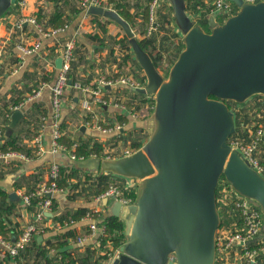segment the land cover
I'll return each instance as SVG.
<instances>
[{"label": "crops", "instance_id": "crops-1", "mask_svg": "<svg viewBox=\"0 0 264 264\" xmlns=\"http://www.w3.org/2000/svg\"><path fill=\"white\" fill-rule=\"evenodd\" d=\"M152 1L104 0V4L106 8L114 10L117 3L126 5L132 16L130 25L137 38L146 40L149 51L161 54L163 64L168 55L177 50L174 46L179 44L177 39L184 42V34L180 29H175L171 21L174 14L170 0H159L153 14L156 28L149 31ZM186 4L187 10L197 22L208 20L210 24L213 0H186ZM91 10L84 9L81 0H17L0 20V147L10 136L6 135V130L12 115L7 117L6 111L13 104H22L20 109L23 118L11 135L21 147L15 151L26 155L24 158H0V189L8 194L6 202L0 196V205L13 206L12 212L5 215L11 220L5 229L10 228L12 234L2 232L4 236L12 238L18 235L34 220L33 209L23 204L21 194L47 183L51 164L61 165L63 181L73 187L55 194V212L47 216L45 232L36 236L38 244L33 240L17 258L0 245V264L106 262L104 249L97 244V238H90L83 245L76 242L80 234L87 232V221L58 229L59 220L55 217L67 212L73 213L79 207H87L101 211L98 220L104 224V219L113 215L110 202L114 199L99 201L96 197L110 182L118 179L114 174H107L110 175L107 180H100L102 172L99 170L83 168L68 153L51 151L54 132L52 85L59 72L58 61L60 58L63 60L67 44L70 41L75 44L69 72L71 81L73 79L74 82L92 87L96 86L101 77L114 81L112 86L106 87L111 103L104 106L95 104L89 112L82 108L85 94L71 84L65 89L58 119L62 131L60 141L68 139L71 145L65 141L63 143L78 157L83 156L77 154V148L83 144H88V150L94 143L101 144L104 153L102 158H119L125 156L127 150L135 152L140 149L149 139L153 106L152 97L138 92L130 84L120 82L123 76H130L144 85L147 82L143 68L136 61L132 49L124 42V29L117 22ZM57 13L59 17H55ZM31 18L36 19V23ZM217 20L222 23L218 17ZM176 31L178 34L174 40L172 35ZM38 42L41 44L40 49L31 54L21 50L20 46H32ZM112 102L127 104L129 111ZM130 111H135V115ZM118 124H122L123 129H115ZM99 125L112 130L103 132L98 128ZM40 133L44 150L38 153L34 139ZM139 144L142 146L138 147ZM74 145L76 147L72 148ZM93 156H97L96 153H91ZM102 187L104 189L100 191ZM232 228V225L223 226L221 231L226 232ZM66 229L72 230L76 237H64ZM63 242V248L58 249ZM64 250L68 254L66 257L61 252Z\"/></svg>", "mask_w": 264, "mask_h": 264}, {"label": "water", "instance_id": "water-1", "mask_svg": "<svg viewBox=\"0 0 264 264\" xmlns=\"http://www.w3.org/2000/svg\"><path fill=\"white\" fill-rule=\"evenodd\" d=\"M170 1L185 47L167 78L118 11L92 8L122 26L146 75L137 91L154 98L149 139L140 149L119 158L76 161L139 180L134 204L116 201L113 215L123 219L127 240L113 264H215L222 176L264 215V176L228 143L236 130L228 102L264 96V0H235L239 10L222 23L212 15L210 31L192 17L186 0ZM16 2L0 0V20ZM22 118L21 109L13 112L6 135Z\"/></svg>", "mask_w": 264, "mask_h": 264}, {"label": "built area", "instance_id": "built-area-1", "mask_svg": "<svg viewBox=\"0 0 264 264\" xmlns=\"http://www.w3.org/2000/svg\"><path fill=\"white\" fill-rule=\"evenodd\" d=\"M242 3H255L261 0H241ZM159 0H153L150 5V23L149 31L156 28L154 22V12ZM84 9L93 8L95 6L106 7L104 0H81ZM240 8V5L235 0H213L212 12L216 16H229L235 14ZM32 22L36 23V19L31 18ZM131 23L130 19H126ZM25 54H31L40 49V42L32 46H20ZM74 41H70L63 54V63L59 68L57 78L52 85V106L54 111V132L53 145L51 151L53 153H68L73 160H84L85 157H78L72 152L71 148L60 141L62 131L58 119L61 108L64 102L65 89L71 84L77 90L85 94L82 100V108L89 112L93 105L104 106L111 103L106 91L107 86H112L114 81L106 77H101L96 86L82 84L78 81L72 82L69 76L71 70V62L74 57ZM120 82L130 84L135 88L145 86L143 82L132 79L130 76H123ZM257 97V100L250 102L252 98ZM114 103V102H112ZM115 105L127 109V104L115 102ZM230 109L235 114L236 130L228 139V143L232 149L238 150L248 164L264 176V96L255 95L248 99L245 103H237L235 101L228 102ZM22 104H13L6 111V116L10 117L12 113L20 109ZM129 111V110H128ZM135 115V111H130ZM246 116L247 118H244ZM45 119V117L43 118ZM98 128L107 132L112 130L109 127L98 126ZM115 129H123L122 124H118ZM2 132H0V136ZM37 152L41 153L44 150L42 143V134H38L35 139ZM76 145L72 146L75 148ZM131 150L126 151V155H130ZM26 157L25 154L15 150L0 152V158L10 159L13 157ZM61 165L53 163L49 169V181L43 183L22 195L23 204L30 207L34 212V220L28 223L24 229L12 238L4 236L0 230V245L14 258H17L20 253L25 250L28 245L36 238L37 235L44 233L46 230L45 220L48 213L54 214V196L59 192L71 190L70 186L64 187L61 185L62 179ZM118 179L110 182L107 188L97 195L99 201L114 199L120 202L122 206L134 204L138 189L139 180L136 178H127L116 175ZM219 197L218 201L231 203L238 222L232 223L234 228L222 232L221 227L217 232L216 242V260L215 264H264V215L260 206L250 197L238 193L226 180L219 182ZM101 211L97 209H89L80 219H66L63 222L59 221L58 229L63 227L75 226L80 222L87 221V232L80 234L76 242L83 245L90 238H97V244L102 246L106 256L104 264H113L121 254V246L127 240H122L120 243H115L108 239L109 233L106 231V226L99 222L98 218ZM106 238V242H103ZM17 264H20L17 262Z\"/></svg>", "mask_w": 264, "mask_h": 264}, {"label": "trees", "instance_id": "trees-1", "mask_svg": "<svg viewBox=\"0 0 264 264\" xmlns=\"http://www.w3.org/2000/svg\"><path fill=\"white\" fill-rule=\"evenodd\" d=\"M115 9L119 12V14L123 18H126V19L128 18V19L132 20L131 13L127 10L125 4L117 3L115 5ZM59 16L60 15L58 13L55 15V17H59ZM218 19L221 22H224L227 18L224 17V16H218ZM199 22L203 25V27L207 31H210V24H209L208 20L199 21ZM124 42H126V44L128 45V48H131L130 45H129V40H128L127 36L124 37ZM140 43L142 44V46L144 47L145 50L149 51L148 45L146 43V40H144V39L140 40ZM184 47H185V45H184ZM182 49H180V51L178 52V55H179V53L181 52ZM149 52H150V54H151V56H152V58H153V60H154V62L156 64V66L160 69V65H161V61H162V55L159 54V53L158 54H154L151 51H149ZM178 55H177V57H178ZM72 81L74 82L73 79H72ZM151 99H152V106H154V98H151ZM121 118H122V116H121ZM62 141L63 142L65 141L68 145H71V142L68 139L63 138ZM137 146L141 147L142 145L139 144ZM87 147H88V144H83V145L79 146L77 148V154L79 156L83 155L86 160H88L91 157V153H96V155L99 156V157H103L104 156L103 148H102L101 144L94 143L90 150H88ZM20 149H21V147L17 144V140L13 137V135H10L7 138V140L5 141V143L3 145H1V147H0V151H8V150H17L18 151ZM100 175H101L99 177L100 180H104V181L107 180V178L110 176V175H107V174H104V173H101ZM222 180L226 181V178L224 176H222L221 181ZM61 185H64V187L70 186V189L73 188L72 185L66 184L64 182H62ZM103 189H104V187H102L100 189V191H102ZM0 196L2 197L3 201L6 202V200L8 198L7 192L0 189ZM218 197H219V187L217 188V198ZM12 210H13V206L12 205H10L8 207L0 205V230H1V232L5 233V234H10V233L12 234V231L10 232V228L7 229V230L5 229L6 226L8 227V225L11 224V220L8 217H6L5 215L10 214L12 212ZM54 210H55V206H54ZM88 210L89 209L87 207H79L73 213L67 212L66 214L56 215L55 217L61 222H63L66 219H77L78 220L83 215H85ZM104 225L106 226V231L110 235L108 239L113 240L117 244L120 243L122 240H125V238H126L125 235L126 234H125V231H124V222L119 217H117L115 215L106 217L104 219ZM222 226H223V222L221 221V226L220 227H222ZM63 234H64V237H76L75 233L72 230H68V229H66ZM37 241H38L37 239H34V243L36 245L38 244ZM103 242H106V238L105 239L103 238ZM64 245H65L64 242L61 243L60 246L58 247V249L59 248H63ZM61 252L64 254L65 257L68 256L66 250L61 251Z\"/></svg>", "mask_w": 264, "mask_h": 264}, {"label": "rangeland", "instance_id": "rangeland-1", "mask_svg": "<svg viewBox=\"0 0 264 264\" xmlns=\"http://www.w3.org/2000/svg\"><path fill=\"white\" fill-rule=\"evenodd\" d=\"M239 1L240 0H238V2ZM171 21L174 24V28L179 30V27H178V25H177V23L175 21L174 16L171 17ZM176 34H178V31H176L172 35L173 38H175L174 40H176V37H177ZM177 42H179L178 45H177V43L174 44V46L176 47L177 50L174 53H172L171 55H168L169 57L166 60L163 61V64L160 65V69L159 70L166 78L168 77V73H169V70H170L171 66L173 65L174 61L177 59L178 52L180 51V49H182L184 47V45H183L184 42L181 39L178 38ZM256 100H257V97H254V98L251 99L250 102H254ZM243 117L247 118L246 116H243ZM115 205H116V201L115 200H111L110 206H111L112 210H114ZM231 206L232 205H231L230 202H228L226 204L224 202L218 201V208H219V211H220V214H221V221L223 222V226H225V227L231 226L232 223H234V222H238V219H237V216L235 214V211H234L233 207H231Z\"/></svg>", "mask_w": 264, "mask_h": 264}]
</instances>
